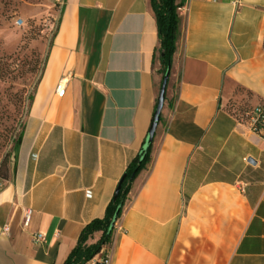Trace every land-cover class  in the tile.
<instances>
[{"label":"crops","instance_id":"crops-1","mask_svg":"<svg viewBox=\"0 0 264 264\" xmlns=\"http://www.w3.org/2000/svg\"><path fill=\"white\" fill-rule=\"evenodd\" d=\"M177 2L152 161L97 259L264 264V140L231 114L264 105V0ZM59 11L0 190V264L66 263L147 142L162 87L151 0H64Z\"/></svg>","mask_w":264,"mask_h":264},{"label":"rangeland","instance_id":"rangeland-1","mask_svg":"<svg viewBox=\"0 0 264 264\" xmlns=\"http://www.w3.org/2000/svg\"><path fill=\"white\" fill-rule=\"evenodd\" d=\"M55 0H0V162L15 158L27 108L58 24ZM24 21L19 27L17 22Z\"/></svg>","mask_w":264,"mask_h":264},{"label":"trees","instance_id":"trees-1","mask_svg":"<svg viewBox=\"0 0 264 264\" xmlns=\"http://www.w3.org/2000/svg\"><path fill=\"white\" fill-rule=\"evenodd\" d=\"M151 5L157 21L159 38L158 53L160 55L164 79L168 68L170 66L172 68L174 55L177 49L181 25V18L178 14V10L181 4H179L177 0H151ZM253 110L254 108H236L232 109L231 114L240 123L246 124L248 122L247 114ZM21 141L22 132L15 144V150L20 146ZM152 152L153 143L148 145L146 142L137 157H135L129 164L116 189L114 198L106 209L105 217L102 220L93 221L83 229L78 245L73 250L65 264H88L92 260H95V264H99L100 259H97V257L102 254V251L106 246L111 244L115 224L123 214L134 183L142 173L147 171L150 167ZM10 168L11 167H8L7 158L0 162L1 180L9 179ZM118 188H120V191L119 194L116 195ZM96 233H101L100 240L96 244L88 245V240ZM105 257L106 256H104V258Z\"/></svg>","mask_w":264,"mask_h":264},{"label":"built area","instance_id":"built-area-1","mask_svg":"<svg viewBox=\"0 0 264 264\" xmlns=\"http://www.w3.org/2000/svg\"><path fill=\"white\" fill-rule=\"evenodd\" d=\"M57 7L60 9L63 4L64 0H55ZM24 25L23 20H19L17 22V26L21 27ZM65 88V82L62 81L58 88L57 93L62 95ZM248 122L246 124L241 123L242 125H248L249 130L254 133L256 136L264 140V105H260L257 108H254V110L247 114ZM5 180L0 179V190L2 189L4 185ZM29 222V215H27L26 223ZM8 232V228H4V233ZM34 240L36 243H41L44 240L43 235L38 234L34 237ZM88 264H95V260H92ZM99 264H110V258L106 256L105 258L101 259L99 261Z\"/></svg>","mask_w":264,"mask_h":264},{"label":"water","instance_id":"water-1","mask_svg":"<svg viewBox=\"0 0 264 264\" xmlns=\"http://www.w3.org/2000/svg\"><path fill=\"white\" fill-rule=\"evenodd\" d=\"M171 66L168 68V71L163 79L162 82V87L160 90V94H159V99H158V104H157V108L154 114V120L151 124L149 133H148V140H147V144L150 145L153 143L156 132H157V128L158 125L160 123V119H161V115H162V111L165 105V99H166V92H167V87H168V82H169V78L171 75ZM120 188H118L117 190V194H119Z\"/></svg>","mask_w":264,"mask_h":264}]
</instances>
